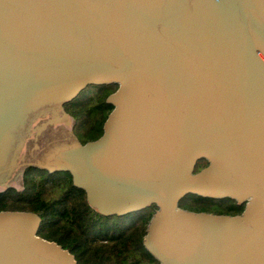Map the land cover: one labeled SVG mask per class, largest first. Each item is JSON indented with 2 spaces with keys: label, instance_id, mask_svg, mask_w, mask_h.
<instances>
[{
  "label": "water",
  "instance_id": "95a60500",
  "mask_svg": "<svg viewBox=\"0 0 264 264\" xmlns=\"http://www.w3.org/2000/svg\"><path fill=\"white\" fill-rule=\"evenodd\" d=\"M110 84L103 135L76 144L61 103ZM27 165L70 172L104 215L156 205L159 264H264V0H0V191ZM42 222L0 211V264H79Z\"/></svg>",
  "mask_w": 264,
  "mask_h": 264
},
{
  "label": "trees",
  "instance_id": "16d2710c",
  "mask_svg": "<svg viewBox=\"0 0 264 264\" xmlns=\"http://www.w3.org/2000/svg\"><path fill=\"white\" fill-rule=\"evenodd\" d=\"M117 88L116 84L89 86L63 103L75 120L76 144H86L103 135L105 121L114 108L107 99ZM31 169L24 176L22 190L10 187L0 191V211L38 213L43 219L40 236L70 250L79 264H159L143 242L156 205L123 216L104 215L89 204L86 191L74 184L70 172ZM180 206L190 210L197 206L203 209L198 212L228 215L242 214L245 209V205L232 199L196 195L187 196Z\"/></svg>",
  "mask_w": 264,
  "mask_h": 264
},
{
  "label": "rangeland",
  "instance_id": "374dc122",
  "mask_svg": "<svg viewBox=\"0 0 264 264\" xmlns=\"http://www.w3.org/2000/svg\"><path fill=\"white\" fill-rule=\"evenodd\" d=\"M63 103H64V101L61 103V107H62V109H63V111L65 112V113H67L66 111H65V108L63 107ZM68 114V113H67ZM69 115V114H68ZM71 116V115H70ZM72 117V116H71ZM73 118V124H72V126H71V133L73 134V136L75 137V135H74V126H75V120H74V117H72ZM76 139V138H75ZM31 168H46V167H43V166H39V165H27L25 168H24V170H23V172H22V188L20 189V190H22L23 188H24V182H25V180H24V176L30 171V170H32ZM10 187H14V186H7L6 188H4L3 190H1V191H4V190H6L7 188H10ZM15 188V187H14ZM193 209V211H197V210H203L202 209V207H197V206H195V207H193L192 208Z\"/></svg>",
  "mask_w": 264,
  "mask_h": 264
},
{
  "label": "flooded vegetation",
  "instance_id": "af4514ba",
  "mask_svg": "<svg viewBox=\"0 0 264 264\" xmlns=\"http://www.w3.org/2000/svg\"><path fill=\"white\" fill-rule=\"evenodd\" d=\"M24 115H22V117H23ZM27 116V115H26ZM15 126H16V124H15ZM15 126H13L10 130H14L15 129ZM9 140H7L6 142H8Z\"/></svg>",
  "mask_w": 264,
  "mask_h": 264
}]
</instances>
